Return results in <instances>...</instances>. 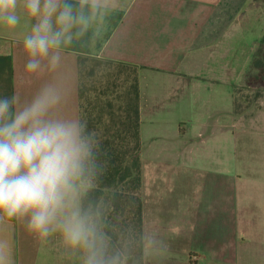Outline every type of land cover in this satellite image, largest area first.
I'll list each match as a JSON object with an SVG mask.
<instances>
[{
  "label": "crops",
  "instance_id": "0c3cea01",
  "mask_svg": "<svg viewBox=\"0 0 264 264\" xmlns=\"http://www.w3.org/2000/svg\"><path fill=\"white\" fill-rule=\"evenodd\" d=\"M120 3L117 11L105 16L99 37L89 30L62 48L55 71L26 74L22 45L23 35L30 30L26 16L17 30L0 29V98L15 94L23 104L51 85L62 95L58 115L79 120V56L138 67L144 264H264L257 239H253L254 248L247 249L242 241L236 247L237 256L226 257L227 218L234 219L238 233L264 234V172H255L256 166L247 162L251 148L239 147L250 129L243 127L242 117H235L233 108L234 89L246 86L252 59L264 37V0ZM175 104H184L183 115L189 107H198L190 127L153 120ZM147 119L155 123L145 143L142 124ZM217 128L227 136L225 144L218 140ZM236 128L242 131L235 133ZM196 152L199 158L192 156ZM183 180L198 184L199 192L195 197H180L181 203L167 221L156 219L161 210L159 197ZM257 187H263L261 195ZM156 229L161 232L158 243L168 246L162 245L160 253L153 248L150 258L149 244L159 232ZM0 240L8 244L11 264H81V252L72 251L59 233L43 240L30 233L27 218L0 222ZM177 240L184 249L177 248ZM194 247L201 250L195 258L189 250ZM247 252L250 256L246 257Z\"/></svg>",
  "mask_w": 264,
  "mask_h": 264
},
{
  "label": "clouds",
  "instance_id": "9594fccd",
  "mask_svg": "<svg viewBox=\"0 0 264 264\" xmlns=\"http://www.w3.org/2000/svg\"><path fill=\"white\" fill-rule=\"evenodd\" d=\"M120 7V0H0V29L15 31L29 19L22 45L31 76L55 71L73 39L89 30L99 37L105 16ZM61 102L51 85L23 104L15 94L0 98V222L27 218L41 240L59 233L82 253V264H122L121 253L109 251L99 207L83 203L109 163L100 159L103 139L87 121L58 115ZM0 264H11L3 240Z\"/></svg>",
  "mask_w": 264,
  "mask_h": 264
},
{
  "label": "trees",
  "instance_id": "16d2710c",
  "mask_svg": "<svg viewBox=\"0 0 264 264\" xmlns=\"http://www.w3.org/2000/svg\"><path fill=\"white\" fill-rule=\"evenodd\" d=\"M77 66L79 120L103 139L100 159L109 162L85 194L84 206L99 207L109 251L121 253L122 264H144L139 68L87 56H79ZM251 69L246 86L234 89L237 118L244 115L242 105L248 109L264 98V37Z\"/></svg>",
  "mask_w": 264,
  "mask_h": 264
},
{
  "label": "rangeland",
  "instance_id": "374dc122",
  "mask_svg": "<svg viewBox=\"0 0 264 264\" xmlns=\"http://www.w3.org/2000/svg\"><path fill=\"white\" fill-rule=\"evenodd\" d=\"M248 94H244L245 97H247ZM251 95V94H249ZM243 97H241V103H243ZM183 105L184 104H175L174 106H170L168 108L169 112L166 111H162L160 113H158V116L153 117V120H155V122L160 121V120H165L168 122V125L170 126H174V125H179L182 124L181 126L183 127H190L191 122L190 120L192 119L193 116H195V113L198 111V107H190L188 108L187 112L185 113V115H183ZM243 109V117H242V121H243V127L245 128H249L250 130H248V135H247V139L244 140V138L239 144V147L241 146H245L247 145L248 147H250V157L249 160L247 161L248 163H253L254 166H256L255 172L261 173L264 172V98L261 101H258L252 104L251 107H249L247 109L246 105H242L241 106ZM246 109V110H245ZM171 110V111H170ZM150 120H144V123L142 124V129H143V134H144V141L145 143L149 142L150 139V132L151 130V126L155 123ZM181 122V123H179ZM158 123V122H157ZM231 130V129H230ZM229 130V131H230ZM235 133L237 132H241L242 130H240V128H236ZM230 131V135H232V132ZM216 132L218 134V140L221 143L226 142L225 137L227 136H223L224 134L219 133V128L216 129ZM232 137V136H230ZM230 142H232V140H230ZM230 147L233 146V143H230V145H228ZM227 146V147H228ZM192 156H197L198 158L200 157L199 155H197V152L194 153ZM242 163H245V160L239 159ZM200 162V160H199ZM246 162V163H247ZM198 163V161H197ZM201 163V162H200ZM232 167V170L235 171L236 168L234 167L233 164H230ZM197 168L199 169L200 167L197 166ZM198 169L195 170L194 172H198ZM200 170V169H199ZM174 185V184H173ZM199 185L195 184L192 185V182H186L185 180L183 181H179L177 183V187H173L172 190H167L166 194H162L159 198L162 200L160 203V207L161 210L159 211L160 216L157 217L156 219H159L160 221H167L168 220V215H170L173 210H175L174 208L179 206V204L181 203L180 201V197H184V198H189L194 196L195 194L199 192ZM174 189H176V192H174ZM204 190V186H201V191ZM256 193L257 195H261L262 194V190L263 187H257L256 189ZM171 199V200H170ZM157 212L153 211V216H156ZM163 214V215H162ZM247 215H250V212L247 213ZM162 216V217H161ZM157 229L159 228V226L156 227ZM159 232H156L155 234V239H152L150 241L149 244V248H150V253H152L151 255H149L150 258L154 257V250L153 248L157 249V253H160V248L162 247V245H166L168 246V244L163 243V244H159L157 241V238L159 237V235L161 234L160 230H157ZM162 229V228H161ZM166 228H164L165 230ZM163 230V229H162ZM253 239H257L259 241L258 246H259V252L260 255L264 258V234H248V233H238L235 229V225H234V219L232 217L227 218V232H226V257L229 259H233V257H236V247L239 246L240 243L246 244V248L251 249L254 248L253 244L254 241ZM153 244V245H152ZM176 246H178L177 248H185V245L177 240L175 242ZM166 246H164L163 248H165ZM190 250V254L192 255V257L195 258V256L197 255H201V250L199 247H194ZM72 251H74L72 249ZM77 253V250H75ZM166 252L165 249H163V252ZM79 252V251H78ZM164 252V253H165ZM249 252V251H248ZM247 252V256H250V253L248 254ZM189 253V252H188ZM187 253V254H188ZM82 256V253H81ZM165 256V255H164ZM177 256L179 257H184V255L182 254H178ZM252 256L255 257L256 256V252L252 251ZM81 264H82V258H81Z\"/></svg>",
  "mask_w": 264,
  "mask_h": 264
}]
</instances>
